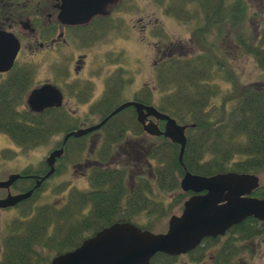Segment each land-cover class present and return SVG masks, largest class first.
I'll return each mask as SVG.
<instances>
[{
    "label": "rangeland",
    "instance_id": "1",
    "mask_svg": "<svg viewBox=\"0 0 264 264\" xmlns=\"http://www.w3.org/2000/svg\"><path fill=\"white\" fill-rule=\"evenodd\" d=\"M178 1L120 0L111 8L107 16L109 20L106 29H98L95 34H92L95 36L94 41L87 40L89 43L80 41L66 47L43 51L41 49L29 50L28 45L22 41V52L17 64L32 68L30 87L44 80L51 81L63 90L66 99L72 101L73 104L69 107L70 112H64V116L67 117L63 125L65 123L75 127L79 123L89 125L99 120L100 112L87 111L88 102L86 100L89 98H79L72 93L71 82L74 73L71 66L69 71L67 68L78 55L83 53L87 54V65L79 76L82 81L90 79L94 85L95 90L92 89L94 95L91 100L107 88L108 95L105 103H110L112 106L133 97L145 98L157 106L168 104L161 99V95L166 96L169 93V95L177 96L182 86H186L184 81H177L176 78L172 81L165 74L168 71L169 62L177 59H181L183 63L190 62L188 66L190 71L194 70L195 64L200 69L201 64L202 77L207 68V80L213 87L208 110L216 111L217 116L220 114L224 118L235 106L242 87L264 86V70L260 67L257 56L247 51L255 46L256 49L264 52V0H233L234 3H238L237 6L241 2L244 4L245 9H240V12H238V7L231 11L232 0H223L225 5L230 6V10L221 17H217L216 12H211L208 18L205 17L208 11L199 0L189 2L182 9L184 10L182 16L180 10L174 14L168 12V9L176 10ZM20 30L25 33L21 27ZM32 47L34 48L35 45ZM162 53L168 58L162 57ZM205 60H208L209 64L205 63ZM174 76L176 75H172ZM104 80L108 86L104 85ZM201 81H203L201 88L204 93V78L203 80L201 78ZM99 84H101L100 87ZM21 104L20 109H25L24 102ZM61 115L60 112L54 113L57 119ZM62 124L60 128L54 130L51 136L33 144V147L29 149L17 145L7 134L0 132V181L10 174L24 170L32 173L44 171V160L52 151L63 147L59 145L65 132ZM160 126L162 127V124ZM103 130H97L91 136L92 142L87 141V145L74 148L71 142L66 150L69 156L60 158L65 167L53 172L54 174L42 184L33 197L21 203L19 207L0 209V241L8 236L9 223L16 227L18 223L13 225V221H18L21 217L30 220L41 207H53L56 211L63 210L66 215L72 217L67 216L66 222L64 218L59 220L63 232L69 229L71 223L79 221L91 211L90 205L81 206L78 195L91 188L85 165L93 163V160L97 158L96 150L99 147ZM139 130L135 124L130 125L127 139L134 144V149L135 147L143 148V145L149 147L155 144L151 141L153 139L149 134H139L137 133ZM123 146L124 144L116 146L115 164L124 156H129ZM132 151L135 152L133 149ZM132 156L138 155L132 154ZM131 161L127 165V189H133L135 180L140 181L143 177L145 180L149 178L152 182V184L149 183L147 179L151 187L148 192L150 211L143 212L137 218V222L142 228L149 229L151 232H164L170 216L180 212L187 194L182 192L180 185L171 191L159 190L152 181L153 174L148 172L147 164L140 163L138 160ZM135 162H138L139 167L134 165ZM151 163L154 164V161L151 160ZM257 174L260 181V189L257 192H264V169H260ZM20 183L18 182L17 187L21 186ZM11 192L16 193L18 190L13 188ZM5 194V191L0 189V197ZM156 203L161 204L155 206ZM66 209L69 214L66 213ZM261 225L264 226V224ZM259 228L262 229L257 231L260 234L253 239L243 240L239 237L236 240L229 235L223 237L216 246L207 251L205 257L204 250L201 249L202 251L180 255L169 262L161 259V262L153 264H211L212 253L224 245L228 239H231L230 243L237 249L243 251L234 258V263L264 264V227ZM91 233L92 231L89 230L82 236ZM62 236H58L56 227L50 234H44L43 242L38 246L42 258L49 257L50 260L59 251L63 245L60 243ZM201 247H204V242ZM1 260L0 253V262Z\"/></svg>",
    "mask_w": 264,
    "mask_h": 264
},
{
    "label": "trees",
    "instance_id": "2",
    "mask_svg": "<svg viewBox=\"0 0 264 264\" xmlns=\"http://www.w3.org/2000/svg\"><path fill=\"white\" fill-rule=\"evenodd\" d=\"M191 1L179 0L176 10L168 9V12L174 14L180 10L182 16L184 13L182 9ZM199 2L208 11L206 18L211 12H216L217 17H221L230 10V6L225 5L223 0H199ZM232 3L231 11L237 7L238 12L240 9H245L242 2L239 6L233 0ZM220 22H222L221 19ZM247 51L257 56L258 63L264 70V52L256 49L255 46ZM180 60L170 61L165 74L172 81L175 78L177 81H184L186 86H182L177 96L169 95V93L166 96L161 95V99L168 104H161L160 107L178 122L194 125L187 130V144L183 155V162L187 169L194 174L201 175H211L226 170L258 172L264 169V86L242 87L235 106L223 118L220 114L217 116L218 112L208 110L213 87L207 80L206 65L204 64L206 71L202 77L201 64L200 69L195 64L194 70L190 71L188 66L191 63H183ZM204 62L209 64L208 60ZM174 69L176 71H173ZM172 75L176 76L172 77ZM201 78L202 80L204 78V93L201 88L203 84ZM14 80L12 88L7 90L5 97H0V132L7 134L17 145L29 149L33 147V144L51 136L54 130L60 128L61 124L66 121L67 116H64L65 111L62 108H52L40 114H32L26 109H20L19 104L29 83L25 81L24 88L21 89L20 80L15 78ZM105 105L106 108L107 104ZM110 107L112 104L109 105ZM109 110L101 116H106ZM132 111L121 112L119 117L109 118L102 127L104 130L96 150L97 158H95L98 163L90 170L91 188L78 195L81 206L90 205L91 211L79 221L71 223L69 229H65V233L62 231L63 227L59 224V220L64 218L66 222L67 216L70 215H66L63 210L56 211L53 207L39 208L30 220L21 217L18 221H13V225L16 222L18 224L16 227L11 226V223L8 224L9 234L1 242L2 260L0 264H46L49 257L42 258L38 246L43 242L44 234H50L55 227L58 236L63 235L60 238V243L63 245L59 248L57 255L63 250L75 248L86 237L117 220L137 222V218L143 212L150 211L148 192L151 190L149 185L151 180L147 178L148 183L147 179L145 180L143 175H140L143 178L140 181L137 179L136 188L133 191L127 189V165L132 162L131 160L147 164L148 172L153 174L152 181L159 190L171 191L179 186V178L183 174V168L178 162L179 145L172 143L164 136H151L153 139L151 141L155 144L149 147L143 145V148L135 147L134 149V144L127 139L130 125L135 124L140 129L137 132L139 134L143 133V130L135 120ZM58 112L62 114L59 119L54 117V113ZM68 127H70L69 124H62L65 130ZM118 144L119 146L124 144L123 148L129 156H124L115 164L114 156ZM132 154L138 156H132ZM36 192L37 190L33 196ZM263 194L264 192L258 196ZM160 204L156 203L155 206ZM65 211L68 213L67 209ZM261 224L254 218H247L234 226L228 235L236 240L239 237L243 240L253 239L260 234L257 232L262 230L259 227H264ZM89 230L92 231L91 234L82 236ZM219 240L220 238H208L204 240V247H198L193 252L203 249L205 257L207 251L216 246ZM230 242H232L231 239L226 240L224 245L212 253L211 264H241L234 263L233 260L243 251ZM161 259L169 262L176 258L158 253L152 259V263L161 262Z\"/></svg>",
    "mask_w": 264,
    "mask_h": 264
},
{
    "label": "water",
    "instance_id": "3",
    "mask_svg": "<svg viewBox=\"0 0 264 264\" xmlns=\"http://www.w3.org/2000/svg\"><path fill=\"white\" fill-rule=\"evenodd\" d=\"M118 1L61 0L58 18L66 24H84L96 15H107L108 8ZM3 37L0 38V73L11 69L20 47L14 35ZM27 104L32 111L42 112L46 108L61 106L62 94L56 86L44 84L29 93ZM128 106L134 107L137 121L144 131L154 136L163 135L179 145L178 161L184 169L180 186L194 194L184 201L179 214L170 216L164 232L154 233L130 221H117L101 228L76 248L53 257L50 264H150L157 253L170 256L188 253L205 238L223 236L232 226L248 217L264 222V197L250 196L260 187L256 174L230 171L204 176L189 172L183 162V154L187 142L185 131L193 125H180L168 114L139 101H126L109 116ZM105 120L89 128L72 130L64 140L70 136L86 135L100 128ZM160 121L165 122L163 129L158 126ZM63 151L60 147L49 154L46 163L50 169L33 188L16 194L8 192L0 198V208L13 207L29 198L40 183L52 175L54 162ZM20 176L19 173L10 174L0 181V188L9 189Z\"/></svg>",
    "mask_w": 264,
    "mask_h": 264
},
{
    "label": "flooded vegetation",
    "instance_id": "4",
    "mask_svg": "<svg viewBox=\"0 0 264 264\" xmlns=\"http://www.w3.org/2000/svg\"><path fill=\"white\" fill-rule=\"evenodd\" d=\"M60 4H61V0H0V38L3 37V35L7 36L8 34H12L17 38L19 42V46H20V50L17 54L15 63L13 65L14 67H12L7 72L0 73V97H5L7 90L12 88V84L15 81L14 78L17 80H20L19 86L21 87V89L24 88L25 81L30 83L29 80H31L32 72H33L32 68L29 69L27 65L19 66L17 64L20 53L22 52V41H24L28 45L29 50H32V49L40 50L41 49L43 51L44 49L49 50V49H54V48L66 47L68 45L76 44L77 42H80V41L89 43V41L95 40V36H93L92 34H95L96 30L106 29L107 21L109 20V17H107L110 14L109 12L105 16L96 15L93 17V19H91L89 22L84 23V24H66L60 21L58 18V14L60 12ZM20 27L25 31V33L20 30ZM34 45L35 47L33 48L32 46ZM162 57H165L163 53H162ZM165 58H168V57L166 56ZM86 65H87V54L85 53L78 55V57L73 60V63L71 65H68L69 69L67 68V71L70 70V66H71V69L74 73L73 80L71 82L72 90H73L72 93L76 97H79V98H84V99L89 98V100H86V101L88 102L87 111H90V113L100 112L104 114V112H107L109 109H111L109 108L110 103H105L107 100V95H108V91L106 92L107 88L104 89L103 91L101 90L102 92L99 93V95L95 97L93 100H91L92 95H94V90H95L94 85L91 83L90 79L82 81L79 76L81 71H83L84 68L86 67ZM46 83H52V82L44 80L39 85H43ZM105 84L106 86H108V84L104 80V85ZM100 86L101 84H99V87ZM28 87H30L29 84L27 85V88ZM61 92L63 95V103L60 108H62L66 112L67 111L70 112L69 107H70V104H73V103L72 101L66 99V96L62 89H61ZM11 96H14V95H11ZM23 99H24V96H23ZM132 99H135V98L133 97ZM105 104H107L106 108H105L106 106ZM21 105L22 104L19 105L20 108H21ZM24 107L25 109L29 110V112H32L31 108L29 107V105H27L26 102L24 103ZM47 110L49 109L47 108ZM47 110L45 109V111ZM96 123L97 122H94V123L91 122V124L89 125H82V123H79L78 126H75V127L70 126L71 128L68 127V129L63 133V138L61 139L59 145L61 146L63 144L64 151L68 149V146L69 144H71V142L74 144V148H77L81 145H87V141L92 142L91 136L97 130L92 131L88 133L87 135H84L81 137H77V138L68 137L64 140L65 135L68 133L67 131H70L72 129L88 128L89 126H93V124H96ZM97 140L98 138L96 139V141ZM61 156H69V154L66 151V152H63L60 155V157L56 158L54 162V172L57 170H61L65 167L64 164L62 163L63 160L62 159L60 160ZM97 163L98 161L94 159L93 163H87L85 165V170L88 173L87 175H89V178H90L91 168L97 165ZM44 164H45V170L42 171L41 173H32V172H26V171L18 172L20 173L21 176L10 186L9 189H3L6 194L1 196L0 198L5 197L8 194V192L12 193L11 190L13 188L18 190V192H24L26 190L33 188L34 185H36V183L38 182L39 177L44 175L49 169V166L47 165L46 160H44ZM136 166L139 167L138 164H136ZM137 169H140V168H137ZM45 181H42L40 185L34 190V192L38 190ZM127 181H128V178H127ZM18 182H21L20 187H17ZM136 184L137 182L135 180V185L133 186V189H130V190L133 191L136 188L135 187ZM257 191L253 192L250 196L257 197L258 194L261 193V192L258 193ZM20 204L14 207L15 208L17 206L19 207ZM0 253L2 254L1 241H0Z\"/></svg>",
    "mask_w": 264,
    "mask_h": 264
},
{
    "label": "bare ground",
    "instance_id": "5",
    "mask_svg": "<svg viewBox=\"0 0 264 264\" xmlns=\"http://www.w3.org/2000/svg\"><path fill=\"white\" fill-rule=\"evenodd\" d=\"M93 19V18H92Z\"/></svg>",
    "mask_w": 264,
    "mask_h": 264
}]
</instances>
